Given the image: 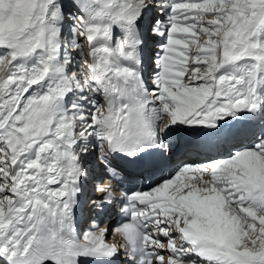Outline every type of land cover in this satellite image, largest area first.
<instances>
[{
  "label": "snow or ice",
  "instance_id": "6c2138e0",
  "mask_svg": "<svg viewBox=\"0 0 264 264\" xmlns=\"http://www.w3.org/2000/svg\"><path fill=\"white\" fill-rule=\"evenodd\" d=\"M0 264H264V0H0Z\"/></svg>",
  "mask_w": 264,
  "mask_h": 264
},
{
  "label": "bare ground",
  "instance_id": "6f19581e",
  "mask_svg": "<svg viewBox=\"0 0 264 264\" xmlns=\"http://www.w3.org/2000/svg\"><path fill=\"white\" fill-rule=\"evenodd\" d=\"M189 157L192 158V159H197V160L203 159V158H200V157H197V158H194V157H191V156H189Z\"/></svg>",
  "mask_w": 264,
  "mask_h": 264
}]
</instances>
